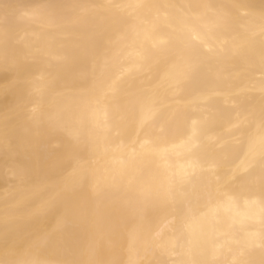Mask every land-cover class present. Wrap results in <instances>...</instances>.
Here are the masks:
<instances>
[{"label": "bare ground", "instance_id": "1", "mask_svg": "<svg viewBox=\"0 0 264 264\" xmlns=\"http://www.w3.org/2000/svg\"><path fill=\"white\" fill-rule=\"evenodd\" d=\"M0 264H264V0H0Z\"/></svg>", "mask_w": 264, "mask_h": 264}]
</instances>
